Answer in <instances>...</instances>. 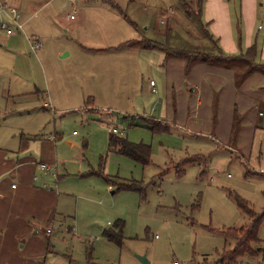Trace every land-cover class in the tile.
<instances>
[{
	"label": "rangeland",
	"instance_id": "374dc122",
	"mask_svg": "<svg viewBox=\"0 0 264 264\" xmlns=\"http://www.w3.org/2000/svg\"><path fill=\"white\" fill-rule=\"evenodd\" d=\"M118 1L147 9L144 14L154 20L149 34L161 43L238 55L228 54L222 41L209 39L202 21L186 17L179 0ZM157 11L171 18L178 11L175 23H163ZM258 24L264 28V20ZM257 26L254 42L260 49L264 29ZM245 38L236 42L237 51L246 52ZM152 53L160 57L149 56L143 76L131 86L108 75L82 77L71 64L46 61L41 66L34 55L0 62V146L14 147L26 137L27 150L33 149L28 161L39 168L43 161L50 164L57 184L48 188L65 193L53 223L36 225L37 233L0 234V264H143L139 256L148 264H264V221L257 255L238 263L222 261L224 251L237 242L233 229L251 221L237 197L264 213L263 85L245 99L244 89L236 91L239 105L233 103L231 112L224 109L218 116L221 91L214 90V104L199 109L198 76L180 83L177 74L167 85L170 57ZM239 58L230 60L237 76L249 68V61ZM258 59L259 54L255 62L263 64ZM181 61L186 66L188 59ZM196 64L186 67L183 81ZM251 70L254 80L264 73ZM206 93L204 88V99ZM112 134L148 146L150 161L142 164L112 149ZM39 168L38 178L43 174ZM132 182L144 191L119 189ZM119 219L125 224L121 246L104 236L117 229Z\"/></svg>",
	"mask_w": 264,
	"mask_h": 264
},
{
	"label": "crops",
	"instance_id": "0c3cea01",
	"mask_svg": "<svg viewBox=\"0 0 264 264\" xmlns=\"http://www.w3.org/2000/svg\"><path fill=\"white\" fill-rule=\"evenodd\" d=\"M179 1L182 7L186 6L185 10L183 8L186 17L191 19L194 16L202 21L209 39L227 44L228 54L237 52L241 55L252 46L257 48L258 35L253 30L259 21L264 20V0H202L201 4L200 0ZM1 2L17 9L19 23L22 25L21 30H15L12 34H7L0 27V62L3 64H8L12 59L25 60L26 57L31 59L34 55L41 66H45L46 61L52 64L55 62L56 65L71 64V70H78L77 73L82 77L90 74L102 79L108 75L109 79L116 77L124 85L131 86L137 84L140 75L143 76L145 67L142 65L145 60L152 55L160 57V54H153L152 51H162L170 57L166 65L167 85L175 80L177 74L180 83L191 82L194 76H198V85L193 80L199 90L197 101L199 109L212 105V101L214 104V100L217 99L213 96L214 90L221 91L215 104L218 116L224 109L231 112V108L237 102L234 101L236 91L244 89L242 94H245L243 98L245 99L260 84L264 89V73L254 80L255 76L253 77L252 73L246 75L245 72L249 69L247 67L244 68L245 74L237 76L232 66L215 67L211 64L198 63L185 74L186 80L183 81L187 65L181 61V57L160 48L124 46L130 41L159 42L149 34L154 20L144 14L148 10L139 4L131 2L121 4L118 0H77L79 6L72 0H1ZM73 8L77 9L74 13ZM177 12L172 11L171 18L169 13L161 15L160 11H157L156 18L172 25L175 23ZM72 15L75 18H71ZM11 17L9 9L0 7V26L3 22H8L10 27H15V24L11 23ZM239 26L243 29H239ZM261 26L258 24L257 27L260 29ZM244 36L246 52L237 51L236 42ZM254 39L257 42H254ZM35 40H40L42 47L34 48ZM162 44L177 48L168 43ZM260 44L261 48H257L258 61L264 65V35ZM234 77L239 78V82ZM155 86V83L151 85L150 82L149 88L152 92L156 91ZM204 88L207 92L205 99ZM262 95L264 97V92ZM238 97L239 94L235 98L238 100ZM45 103L47 105L48 102ZM15 137L16 134H13L12 139L15 140ZM52 138L50 137L51 140ZM51 140L44 143H50ZM14 143L12 147L15 149L0 146L2 152L0 234L20 236L30 229H36L37 233L36 225L47 226L53 223L59 214L62 194L65 193L48 188L56 185L57 181L42 169L43 174L37 180H33L32 176H37L35 170L37 171L39 166L37 163V168L34 163L28 161L33 157V149L26 148L29 141L22 136ZM41 143L42 141L40 145ZM14 183H17L15 187ZM46 231L50 232L49 229Z\"/></svg>",
	"mask_w": 264,
	"mask_h": 264
},
{
	"label": "trees",
	"instance_id": "16d2710c",
	"mask_svg": "<svg viewBox=\"0 0 264 264\" xmlns=\"http://www.w3.org/2000/svg\"><path fill=\"white\" fill-rule=\"evenodd\" d=\"M202 0H200V4ZM124 46H140L142 48H160L168 51L170 54L175 55L177 57L187 58V68L195 63H203V64H211V65H223L231 66L230 60H236L238 56H227L220 55L215 53H203L201 51H191L184 49L171 48L167 45H164L159 42H144V41H130ZM257 55L256 46L250 47L246 53L239 55V59L248 60V67L252 69V67L261 68L264 71V65L257 64L255 62V57ZM225 60V61H224ZM246 68V67H245ZM251 69H247L245 72L246 75L252 73ZM244 73V74H245ZM110 146L112 149L117 148L116 151L142 163L147 164L150 161V148L144 144H137L130 142L128 139L123 137H117L112 134L110 140ZM191 161H193L191 159ZM119 189H123L125 191H138L143 192L144 187L141 186L137 182L132 183H122L119 186ZM239 206L247 213L249 219L251 220L249 224L244 225L240 228H234V232L237 235V242L233 249L225 250L223 254L222 261L227 263H238L242 258L246 255H257L259 250L257 247L261 246L263 240L258 236V230L262 222L264 221V213H257L252 208H249L246 203L240 198L237 197ZM124 221L119 219L115 223V227L117 229H109L104 232V236L109 240L118 245H122V237H123V229H124Z\"/></svg>",
	"mask_w": 264,
	"mask_h": 264
},
{
	"label": "built area",
	"instance_id": "2783aa9c",
	"mask_svg": "<svg viewBox=\"0 0 264 264\" xmlns=\"http://www.w3.org/2000/svg\"><path fill=\"white\" fill-rule=\"evenodd\" d=\"M72 1L74 3H76L77 0H72ZM0 7L1 8H7V9H9L10 13L12 14L11 23L12 24H15V27H10V23L3 22L0 27L3 30H5L7 32V34H12V33H14L15 30H21L22 29V25L19 23V13H18L17 9L8 6L7 4L1 2V0H0ZM71 18H75L74 15H72ZM33 47L34 48L42 47V42L40 40H35V42H33ZM151 85H154V82L153 81H151ZM40 168L43 171L47 172V173H51V171H52L51 165L50 164H47L45 162H42L40 164ZM53 174L55 175V173H53ZM34 179L37 180L38 177L35 176ZM13 186L15 187L16 186V183H14Z\"/></svg>",
	"mask_w": 264,
	"mask_h": 264
},
{
	"label": "water",
	"instance_id": "95a60500",
	"mask_svg": "<svg viewBox=\"0 0 264 264\" xmlns=\"http://www.w3.org/2000/svg\"><path fill=\"white\" fill-rule=\"evenodd\" d=\"M139 258L143 262V264H148L149 263V261L147 260V258L145 256H139Z\"/></svg>",
	"mask_w": 264,
	"mask_h": 264
}]
</instances>
